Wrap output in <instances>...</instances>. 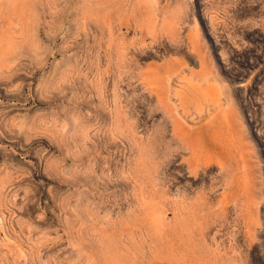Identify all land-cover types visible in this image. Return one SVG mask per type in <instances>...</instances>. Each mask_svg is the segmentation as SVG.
Returning <instances> with one entry per match:
<instances>
[{
    "label": "rangeland",
    "instance_id": "374dc122",
    "mask_svg": "<svg viewBox=\"0 0 264 264\" xmlns=\"http://www.w3.org/2000/svg\"><path fill=\"white\" fill-rule=\"evenodd\" d=\"M0 264H264V0H0Z\"/></svg>",
    "mask_w": 264,
    "mask_h": 264
}]
</instances>
